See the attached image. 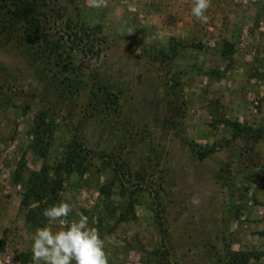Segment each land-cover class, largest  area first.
Instances as JSON below:
<instances>
[{"label":"rangeland","instance_id":"rangeland-1","mask_svg":"<svg viewBox=\"0 0 264 264\" xmlns=\"http://www.w3.org/2000/svg\"><path fill=\"white\" fill-rule=\"evenodd\" d=\"M43 1L45 30H84L86 49L75 53L77 76L62 83L0 34V78L13 90L0 102V264H28L35 230L13 173L23 154L22 179L40 167L27 148L42 101L59 114L51 156L68 133L92 156L83 177L65 180L56 204L72 212L55 227L87 215L108 264H227L229 249L264 264V0H211L206 23L191 15L194 0ZM109 181L113 194L100 202ZM119 182L141 187L135 217L119 219Z\"/></svg>","mask_w":264,"mask_h":264},{"label":"trees","instance_id":"trees-1","mask_svg":"<svg viewBox=\"0 0 264 264\" xmlns=\"http://www.w3.org/2000/svg\"><path fill=\"white\" fill-rule=\"evenodd\" d=\"M47 7L43 0H0V34L9 33L11 39L15 38L18 45L27 48V51L39 62L50 65L45 70L53 77L58 79L59 76L62 83L64 81L71 82V79L77 76L79 68L74 64L75 53L81 51L80 53L85 55L86 48L82 41L88 33L84 30L83 34L80 31L72 32L71 30L58 37L52 36L44 26L51 12V10L47 12ZM229 45L227 42V54L232 51ZM174 54L175 50L171 57ZM96 55L95 53L91 54V56ZM85 58L87 57L85 56ZM87 59L90 60V57ZM61 63L64 64L61 65ZM70 82L67 85L68 92L73 90ZM107 93L110 94V92ZM12 94L11 87L6 86L3 79L0 78V102H3L4 105L7 104ZM93 94L94 97H97V94ZM118 100L119 97L115 95L114 103L116 104ZM29 108L30 103H25L23 109L26 111ZM58 118L57 110L42 101L29 130L30 138L27 148L28 152L41 160L40 167L37 170H30L26 178L22 179V173L26 169L25 155L23 154L13 173V181L23 183L20 206L24 210L25 221L30 230H36L38 227L46 225L48 220L42 215L43 209L57 203L65 180L73 174L83 177L92 165L90 150L75 133H68L62 150L51 156L54 131L60 126ZM232 125L234 128L240 127L238 123ZM244 130H250V127H245ZM211 152L212 149H208L199 155L203 157ZM114 185L113 181H109L99 186L100 202L102 197L105 202L110 199ZM118 187L119 194L127 198L126 206L119 214V219H127L128 215L135 217L134 206L139 202L138 194L141 187L135 186V189L130 190V187L123 182H119ZM113 214V211L110 212V215ZM98 222L101 223V217L98 218ZM22 257L28 264L33 263L31 251L23 253ZM257 259L258 257L254 253L243 250L229 249L226 253L227 264H259Z\"/></svg>","mask_w":264,"mask_h":264},{"label":"clouds","instance_id":"clouds-1","mask_svg":"<svg viewBox=\"0 0 264 264\" xmlns=\"http://www.w3.org/2000/svg\"><path fill=\"white\" fill-rule=\"evenodd\" d=\"M210 5L211 0H194L191 15L197 21L206 23ZM103 6L104 0H91V7ZM71 212L67 202L43 209L42 215L50 223L38 227L31 236L33 264H108L104 241L87 215L80 213L77 219L59 228L51 223L63 221Z\"/></svg>","mask_w":264,"mask_h":264}]
</instances>
